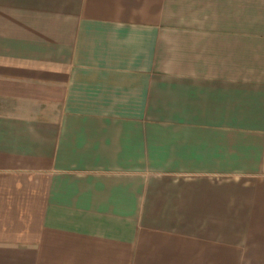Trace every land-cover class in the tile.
<instances>
[{
  "label": "crops",
  "instance_id": "obj_1",
  "mask_svg": "<svg viewBox=\"0 0 264 264\" xmlns=\"http://www.w3.org/2000/svg\"><path fill=\"white\" fill-rule=\"evenodd\" d=\"M0 264H264V0H0Z\"/></svg>",
  "mask_w": 264,
  "mask_h": 264
}]
</instances>
